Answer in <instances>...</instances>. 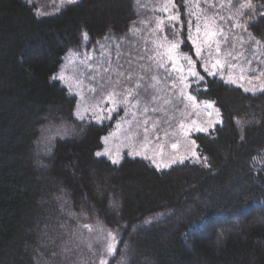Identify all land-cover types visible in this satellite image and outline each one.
Returning <instances> with one entry per match:
<instances>
[{"label": "trees", "instance_id": "obj_1", "mask_svg": "<svg viewBox=\"0 0 264 264\" xmlns=\"http://www.w3.org/2000/svg\"><path fill=\"white\" fill-rule=\"evenodd\" d=\"M252 3L243 19L264 43V0ZM37 11L0 0V264H99L100 230L118 238L109 264H264V90L199 68L192 92L222 118L194 137L203 161L114 164L96 153L115 122L78 119L77 97L52 77L84 33L92 43L126 34L136 0Z\"/></svg>", "mask_w": 264, "mask_h": 264}, {"label": "rangeland", "instance_id": "obj_2", "mask_svg": "<svg viewBox=\"0 0 264 264\" xmlns=\"http://www.w3.org/2000/svg\"><path fill=\"white\" fill-rule=\"evenodd\" d=\"M25 1L36 7L39 15L56 13L58 9L71 4L67 0ZM167 2L168 0H136L137 18L130 28L133 31L129 30L121 36L108 35L94 43L84 37L83 45L67 54L56 75L55 80L77 97L78 119L95 123L115 122L112 131L104 137V147L98 156L112 162L118 161L114 164H120L125 157H130L143 159L157 170H169L188 161H203L194 137L209 133L221 124L217 123L218 120L222 121L221 113L219 111L217 116V107L212 102H201L192 92L193 88H199L203 84L204 79L198 81L196 77L188 75L186 70H174L172 62L166 57L163 58L164 66L160 67L161 57L156 55L158 51L162 53L165 50L159 47L160 44L181 41L179 52L191 56L183 50V37L184 34L186 37L189 35L188 20L193 21L192 35H196L195 17L189 13L198 11L194 7L197 2L200 9L205 10L209 16L215 14L216 22L223 28L227 42H224V37H218L221 40V51L217 54L213 46L209 60L207 48L203 49L201 57H197L194 45L188 40L194 52L191 57L196 61L195 70L199 72L201 68L208 76L218 77L242 89L248 88L249 91L246 92L258 93L264 90V77L259 80L254 78L264 71V43L256 45L249 39L251 32L244 16L238 14L239 6L234 0L231 4L228 0H183V10L179 7L180 3L173 0L176 7L171 12L161 11L162 5ZM209 4L214 7L210 8ZM176 12H179L180 21L175 28L165 23L162 31L157 30L158 20L167 21V17ZM220 17L224 19L221 20ZM236 24L245 25L246 30L234 26ZM173 32L178 34L173 37ZM241 37L243 43L239 40ZM233 46L235 52H242L243 56L233 59L225 55L233 51ZM216 59L225 66L213 69L211 64ZM246 60L251 63H246ZM202 64L216 74L210 75L201 67ZM229 64L233 67H229ZM177 65H185V61L181 59L177 61ZM105 68L109 70L104 71ZM61 76L63 79H60ZM181 76L184 77L183 81ZM240 76L244 79H240ZM152 77L156 79L153 80ZM231 79H235L236 83H230ZM129 90H132L131 95L128 94ZM189 96L195 97V100H190ZM208 103L212 107H208ZM199 128H206L207 131H199ZM193 152L196 153L195 156ZM173 160L176 162L172 163ZM100 232L105 242V252L100 261L103 259L109 264L117 251L118 238L112 232ZM109 244L115 249L111 255L107 252Z\"/></svg>", "mask_w": 264, "mask_h": 264}, {"label": "snow or ice", "instance_id": "obj_3", "mask_svg": "<svg viewBox=\"0 0 264 264\" xmlns=\"http://www.w3.org/2000/svg\"><path fill=\"white\" fill-rule=\"evenodd\" d=\"M68 3H73L75 0H67ZM207 2V0H205ZM228 3L231 4L232 0H228ZM176 4L173 2V0H168V2L161 7V11L164 12H171V9L175 8ZM194 7L198 9V11H191L189 14L191 16L195 17V37L192 35V26H193V21L188 20L187 24L189 27V35L187 37L188 40L192 42V44L195 47V54L197 57L202 56V51L203 49L207 48L209 52V60L211 59V52L213 49V46H215V52L217 54L220 53V43L221 40L218 39V37H224V30L223 28L217 24L215 14L212 16H209L207 12L203 9H200V5L197 2ZM209 7H214V5L209 4ZM244 9H254V5L252 3V0H243V2L239 3V9H238V14L239 15H244L243 10ZM221 20L224 19V17H220ZM180 21V15L179 12L173 13L167 17V21L161 19L157 21V30H163V26L165 23H167L170 27L175 28L176 24ZM236 27H241L245 28V25L243 24H236L234 25ZM246 30V28H245ZM133 31V30H130ZM178 33L173 32L172 35L175 37ZM84 37L87 38V33H84ZM249 39H252L256 45H260L261 41L255 39V37L252 36L251 33H249ZM240 42L243 43V38H239ZM224 42H227V37H224ZM181 41H172L168 42L167 44H160L159 47H163L165 50L164 52H157L156 55L161 57V62H160V67H163V58L166 57L168 61L172 62V67L174 70H178L180 72H184L185 70L187 71L188 75H191L193 77H196L197 80H203L204 77L199 74L194 68V65L196 64V61L192 59L191 56H188L184 53L179 52V47H180ZM119 55V52L117 53ZM225 55L231 56L233 59H236L237 56H243L242 52H235V48L233 46V51L227 52ZM142 58V57H141ZM183 59L185 61V65H177V61ZM246 63H251V61L246 60ZM223 68L225 65L222 63L219 59H216L214 63L211 64V67L213 69L217 67ZM103 67V65H101ZM201 67H204L202 64ZM229 67H233V65L229 64ZM109 69L105 68L104 71H108ZM204 70L208 72L210 75H215V72H212L209 70V68L204 67ZM120 75H123V73H120ZM261 77H264V71H261L259 75L254 76L255 79L259 80ZM94 79V77H91ZM52 79H57V77H52ZM60 79H63L61 76ZM153 80L156 79V77H152ZM181 81H183L184 77L181 76ZM240 79H244L243 76H240ZM230 83H236L235 79H231L229 81ZM140 85H137V88H139ZM245 91H249L248 88L244 89ZM92 91H95V89H92ZM129 95L132 94V90H129ZM190 100H195V97L189 96L188 97ZM208 107H212L211 103H208ZM147 110V109H145ZM217 116H219V109L216 110ZM209 115H211L209 113ZM83 118V117H81ZM221 121H217V123H220ZM199 131H207L206 128H199ZM147 131V129H145ZM194 143V142H193ZM175 147V145H173ZM139 154V153H137ZM193 156L196 155L195 152L192 153ZM97 156H100L101 153L97 152ZM118 161L113 160V163H117ZM176 161L173 160L172 163H175ZM182 162V161H181ZM155 163V161H153ZM159 167V165H157ZM115 251L114 246L109 244L107 248V252L109 255H111ZM100 264H107L105 260H101Z\"/></svg>", "mask_w": 264, "mask_h": 264}]
</instances>
